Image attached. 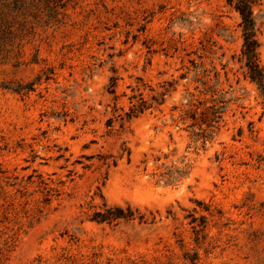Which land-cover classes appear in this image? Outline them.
<instances>
[{
    "label": "rangeland",
    "instance_id": "1",
    "mask_svg": "<svg viewBox=\"0 0 264 264\" xmlns=\"http://www.w3.org/2000/svg\"><path fill=\"white\" fill-rule=\"evenodd\" d=\"M239 24L228 0H0V264H264Z\"/></svg>",
    "mask_w": 264,
    "mask_h": 264
},
{
    "label": "trees",
    "instance_id": "2",
    "mask_svg": "<svg viewBox=\"0 0 264 264\" xmlns=\"http://www.w3.org/2000/svg\"><path fill=\"white\" fill-rule=\"evenodd\" d=\"M257 0H228V4L238 13L240 18L241 32H242V48H241V61L246 70V77L256 85L263 101H264V70L259 64L258 50L259 42L256 38L257 28L255 19L253 17V6ZM145 109L144 102H139L134 106L127 118H132L142 113ZM136 210L131 206L125 207L119 205L107 206L103 204L101 211L94 212L91 221L96 223H112L119 220H133L135 218ZM142 216H140L141 220ZM199 226L204 227V222ZM197 230V232H199Z\"/></svg>",
    "mask_w": 264,
    "mask_h": 264
}]
</instances>
